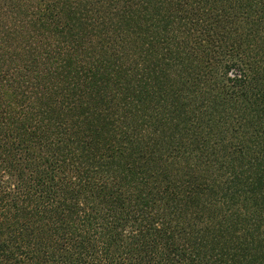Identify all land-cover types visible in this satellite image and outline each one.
Returning a JSON list of instances; mask_svg holds the SVG:
<instances>
[{
	"label": "trees",
	"instance_id": "obj_1",
	"mask_svg": "<svg viewBox=\"0 0 264 264\" xmlns=\"http://www.w3.org/2000/svg\"><path fill=\"white\" fill-rule=\"evenodd\" d=\"M0 264H264V0H0Z\"/></svg>",
	"mask_w": 264,
	"mask_h": 264
}]
</instances>
